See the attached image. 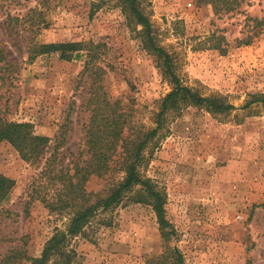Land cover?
<instances>
[{"label": "rangeland", "instance_id": "obj_1", "mask_svg": "<svg viewBox=\"0 0 264 264\" xmlns=\"http://www.w3.org/2000/svg\"><path fill=\"white\" fill-rule=\"evenodd\" d=\"M138 3L181 83L234 108L186 105L163 115L138 171L162 194L168 225L135 201L136 190L126 192L70 238L73 264H145L174 249L181 264H264V103H248L264 97V25L254 21L264 19V0ZM50 42L82 48L68 59L33 51ZM0 54V115L50 138L36 164L0 142V173L14 182L0 201V264H29L64 227L66 216L42 197L54 200L74 161L91 155L84 141L94 114L118 118L126 142L142 139L172 85L121 0H0ZM53 150L52 171L39 175ZM119 152L84 183L91 200L123 178ZM61 168L55 181L45 177Z\"/></svg>", "mask_w": 264, "mask_h": 264}, {"label": "trees", "instance_id": "obj_2", "mask_svg": "<svg viewBox=\"0 0 264 264\" xmlns=\"http://www.w3.org/2000/svg\"><path fill=\"white\" fill-rule=\"evenodd\" d=\"M125 13L130 21L141 25V34L145 46L153 52L158 59L164 75L169 80L172 88L167 92L159 103L156 127L145 134L142 139H132L126 142L121 137L122 125L118 118L109 115H100L99 112L91 118L90 125L86 130V140L84 147L91 155L84 160L82 166L78 165V160L74 161L72 174L66 175L63 180V191L57 193L54 200H47L42 197L45 205L51 211H57L66 216L63 228H58L44 242L39 255L27 257L29 264H73L75 252L69 247V240L72 236L82 232L84 226L93 216L98 208L107 209L121 201L126 192L136 190L135 201L150 204L154 210L160 227H165L168 222L164 216V199L149 178L142 177L138 171V163L141 161V153L149 143L150 138L156 134L162 124L163 115L169 111H177L186 105L204 107L211 112H227L234 108L232 104L226 103L220 98L201 96L187 85L181 83L179 77L174 72V61L168 51L158 45L156 36L153 33L152 24L148 16L140 8L138 0H121ZM255 25H264V19H254ZM251 36H247L242 42L247 44ZM220 51L224 48L220 44L212 45ZM82 48L78 42H50L40 44L33 51L38 53H58L60 58H70V54ZM92 50L91 48H89ZM0 58L2 55L0 54ZM262 102L264 97L254 95L248 103ZM8 141L20 154L21 158L32 164L40 162L48 149L50 138L35 134L30 122L12 121L0 115V142ZM121 147L124 156L119 160L124 173L123 178L113 186L105 197H97L91 200L92 194L84 188V183L92 174L102 175L109 168V162L117 147ZM57 150H53L46 158L45 169L39 173L44 176L47 171H52L49 164L55 160ZM63 168L54 172L52 176H45L54 180L63 176ZM13 180L0 173V201L6 192L13 185ZM145 264H181V256L172 250L170 255L162 254L154 256Z\"/></svg>", "mask_w": 264, "mask_h": 264}]
</instances>
